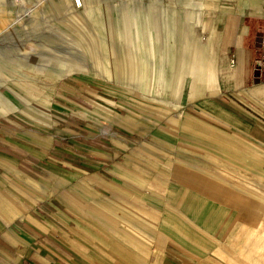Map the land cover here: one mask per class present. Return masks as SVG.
I'll use <instances>...</instances> for the list:
<instances>
[{"label":"crops","instance_id":"0c3cea01","mask_svg":"<svg viewBox=\"0 0 264 264\" xmlns=\"http://www.w3.org/2000/svg\"><path fill=\"white\" fill-rule=\"evenodd\" d=\"M236 1L242 10L263 0ZM205 6L215 14L217 5ZM254 27L261 38L262 25ZM252 28L222 29L217 86L210 43L181 83L186 100L196 88L214 92L191 113L181 110L176 133L187 136L190 160L176 166L179 184L150 182L122 164L120 156L138 154L118 151L111 123L100 133L84 128L92 124L85 111L66 132L74 143L49 126L0 117V264H264V72L253 66ZM140 76L145 84L147 71ZM88 93L96 100L85 105L105 121L108 111ZM46 97L40 124L50 120ZM218 186L237 201L220 199Z\"/></svg>","mask_w":264,"mask_h":264},{"label":"rangeland","instance_id":"374dc122","mask_svg":"<svg viewBox=\"0 0 264 264\" xmlns=\"http://www.w3.org/2000/svg\"><path fill=\"white\" fill-rule=\"evenodd\" d=\"M81 1L0 0V117L49 126L57 139L74 143L66 132L78 114L83 115L79 111H85L92 124L84 128L100 133L103 123H111L123 142L118 151L138 154L120 156L122 164L136 168L150 182L167 186L170 178L181 183L174 171L190 160L187 136L182 139L181 132L176 133L181 110L191 113L201 106L202 97L214 92L196 88L189 91L195 99L186 100L181 83L190 78L189 66L202 46L210 43L215 54L213 85H218L225 64V25H252L253 66L259 72L261 38L254 26L263 25L264 0L260 5L247 2L242 10L236 0ZM205 2L217 5L215 14ZM141 69L148 74L145 84ZM88 92L108 111L105 121H98L95 106L85 105L96 100L91 101ZM45 96L47 102L52 97L53 106L49 122L40 124ZM110 113L117 121L111 122ZM80 134L89 135L83 130ZM214 192L220 199L237 201V195L222 186Z\"/></svg>","mask_w":264,"mask_h":264},{"label":"built area","instance_id":"2783aa9c","mask_svg":"<svg viewBox=\"0 0 264 264\" xmlns=\"http://www.w3.org/2000/svg\"><path fill=\"white\" fill-rule=\"evenodd\" d=\"M258 52L259 56L257 57L258 66L257 69L261 72H264V22L262 25V36H261V42L258 46Z\"/></svg>","mask_w":264,"mask_h":264},{"label":"bare ground","instance_id":"6f19581e","mask_svg":"<svg viewBox=\"0 0 264 264\" xmlns=\"http://www.w3.org/2000/svg\"><path fill=\"white\" fill-rule=\"evenodd\" d=\"M77 4L78 5H81L82 4V1L81 0H76ZM205 66V65H204ZM197 76V75H196ZM195 80V79H194ZM199 87V86H198ZM44 107V106H43Z\"/></svg>","mask_w":264,"mask_h":264}]
</instances>
